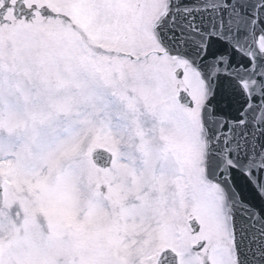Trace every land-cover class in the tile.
Segmentation results:
<instances>
[{"label":"snow or ice","instance_id":"snow-or-ice-1","mask_svg":"<svg viewBox=\"0 0 264 264\" xmlns=\"http://www.w3.org/2000/svg\"><path fill=\"white\" fill-rule=\"evenodd\" d=\"M0 264H264V0H0Z\"/></svg>","mask_w":264,"mask_h":264}]
</instances>
